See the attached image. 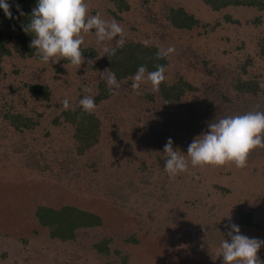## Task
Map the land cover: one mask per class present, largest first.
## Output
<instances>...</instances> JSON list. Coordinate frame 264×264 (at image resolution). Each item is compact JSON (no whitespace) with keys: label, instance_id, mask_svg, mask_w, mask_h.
<instances>
[{"label":"rangeland","instance_id":"rangeland-1","mask_svg":"<svg viewBox=\"0 0 264 264\" xmlns=\"http://www.w3.org/2000/svg\"><path fill=\"white\" fill-rule=\"evenodd\" d=\"M127 2L130 10L121 14L118 21L124 29V40L147 42L158 49L173 45L175 52L167 58L166 81L171 82L177 75H182L197 89L186 96L187 101L173 105L170 110L159 108L162 113H159L158 120L166 111H175L179 123L186 119L192 126V129H186L183 137H179L180 146H177L187 154L188 145L208 131L209 123L229 114L226 109L218 107V96L213 93L211 78L204 75V68L207 72L213 69L221 73V69L226 68L239 73V65L249 57L254 60L246 70L264 83V61L256 57L254 48L264 32H260L259 26L252 22L260 15L264 23V12L240 8L212 13L197 0ZM166 3L183 5L203 23L213 26L218 21L220 26L201 32H179L162 27L165 24L160 11ZM94 6L103 19L109 18L102 4L94 3ZM225 14L238 24L224 22ZM115 45L113 41L110 47ZM83 46L95 48L100 55L104 53L92 34L84 37ZM201 59H205L207 65H203ZM89 68L85 61L80 69H67L61 60L53 64L16 61L13 67L7 63L1 69L0 98H10L21 108L26 96L24 84L40 82L49 85L52 98L47 103L27 100L23 105L29 111L28 115L40 123L29 134L8 132L3 129L0 119V136H6L0 141V264H107L106 259H95L88 243L102 229L75 244L50 240L46 231L36 223L34 212L38 206L80 207L100 215L105 229H114L119 224L122 228L121 219L124 226L135 224L140 232L150 227L148 238H144L151 245V250L145 253L155 255L159 248L162 252L155 264H223L222 257L213 263L208 253L212 252V257L216 258L221 241L228 239L226 226L237 217V209L252 213L255 225L250 228L257 231L251 237L245 234L247 231L241 230V234L257 239L262 236L260 240H264L263 148L253 151L243 169L206 166L202 171L201 167L189 165L187 173L175 178H169L167 174L164 190L156 184L157 170L162 168L157 161L150 163L149 159L138 158L136 163L135 156L129 154V161L136 171L127 170L126 164L121 167L128 150H124L127 139L122 132L124 127H120L131 128L133 117L129 110L137 111L140 105L141 108L147 105L153 109L154 104H143L141 99L146 91H150V83L142 84L139 90H133L132 84L127 87L120 85L117 94L100 108L103 112L97 111L103 122L101 143L83 157L77 156L69 129L55 126L51 120L60 111L55 104L63 106L67 99L69 106L78 105L85 95L92 96L99 72ZM85 89L90 91L85 92ZM252 109L264 111L263 94ZM217 111L219 114L216 115ZM208 113L211 114L210 119L206 117ZM177 179L182 180V190L174 186ZM190 186L193 187L191 192L195 190L199 196H183ZM121 212L126 214L120 216ZM211 242L215 243L213 247ZM258 256H264V247Z\"/></svg>","mask_w":264,"mask_h":264},{"label":"trees","instance_id":"trees-1","mask_svg":"<svg viewBox=\"0 0 264 264\" xmlns=\"http://www.w3.org/2000/svg\"><path fill=\"white\" fill-rule=\"evenodd\" d=\"M197 1L201 2L202 5L207 7L212 13H223L226 10L240 8L264 12V0ZM7 2L10 6L11 18L0 8V72L7 63L13 67L16 61H40L39 58L34 55L35 50L30 47L32 36L26 34L21 27L22 24H27L37 0H7ZM86 2L89 7L90 15L97 14L94 3H99V5L102 4L105 7L106 15L110 18H108L109 20L115 19L120 21L122 18L120 15L128 13L130 10L127 0L90 1L93 4H90L87 0ZM161 8L160 13L165 24L162 25V23H160L162 27L172 28L179 32H192L195 30L201 32L206 31L207 28L213 30L214 27L220 26L218 21H216L213 26L203 23L202 20L188 10L189 8L183 5L170 6V4L166 3V5ZM21 12H23V15H21ZM223 21L229 24H238L237 21H233L231 16L227 14L223 16ZM252 22L255 26H259L260 32H264V23L260 15L256 16ZM261 25L263 28H260ZM134 40L135 39H125L123 47L113 46L116 47L117 50L116 54L112 56L111 59L106 56L105 53L100 55L93 47L81 46L86 63L88 59L95 61V63L90 66L89 70L95 73L99 72V77H97L95 84H93L94 91L92 94L96 103V108L91 114H87L83 112L80 104L69 106L68 109H65L59 104H55L54 106L57 109L60 108V111L58 115L51 120L53 125L63 126L69 129L71 140L74 143L75 154L79 157H83L101 143L103 122L98 116L97 111L103 112V109L100 108L106 105L113 96L109 93L106 81L101 73L110 69L111 72L116 74V78L120 82V85L127 87L132 84L130 77L136 73L140 65H146L149 71L155 70V64L168 66L167 59H155L156 52L159 50L156 46L150 45L147 42ZM254 48L256 57L264 61V35L255 42ZM253 60V58L247 57L245 61L239 65V69L241 70L239 73L226 70V68L221 69V73L213 69L207 72V68H204V75L211 78V85H213L211 89H213V93H216L218 96V107L220 110L226 109L229 111V114H225L227 116H233L235 113L243 114L252 111V108L256 105V100L259 99L262 94L264 95V88L259 86L262 82L259 81L253 73L246 70V67L251 66ZM200 62H202L203 65H207L205 59H201ZM65 63L67 62L62 60V64ZM56 71L62 73L60 69H56ZM23 88L26 96L23 95L25 99L21 108L10 98H6L5 96L0 98V119L3 123V129H6L8 132L11 131L16 133L17 135H22L23 133L29 134V132L34 131L40 124L37 119L30 117L28 115L29 111L23 107V105H26L27 100L47 103L52 98V90L46 82L25 83ZM196 91V87L189 79H184L182 75H177V78L171 82H167L165 79L160 85L159 92L153 93L151 89L150 91H146L141 98L142 103L151 106L154 104L155 107L153 106L152 109L147 105H143L141 108L140 105L137 111L129 110V114L133 117L131 128L127 129L125 125L120 127H124L122 132L126 136L125 139H127V145H125L124 150H128L125 159L124 157L122 158L123 162H121V167H125L126 164L127 170L136 171L129 161V154L135 156L136 163L142 158L149 159L150 163H155L157 161V163L161 164L162 168L157 170L156 184H160L161 189L164 190L167 182L165 180L167 173L164 171L166 156L163 153V147L167 140L171 138L174 149H178L180 146L179 137H183L184 135L182 134L186 132V129L190 130L192 126L186 119H184L183 123H179L175 111H166V114L162 115L161 119L158 120L159 113H162L159 108L162 107L163 111L166 109L170 110V108L174 107L173 105L183 100L187 101L188 98L186 96ZM157 102H159V104H156ZM155 108L158 110H155ZM188 108L187 106L186 109ZM23 109L26 110L24 111ZM236 109L239 111L237 112ZM185 114H187V112H185ZM217 114H219V111L216 112V115ZM206 117L210 119L211 114L208 113ZM215 120L216 118L214 121ZM179 126L181 129H179ZM182 129L184 131H182ZM129 132L131 133L129 134ZM4 139H6L5 135L0 136V141ZM257 149L259 150L262 148ZM157 150H159V153L156 152ZM253 151L249 154V157H251ZM133 164H135V161H133ZM232 166L234 167L235 165L226 164L221 167L232 169ZM204 169L203 167L202 171ZM137 171L140 172V170ZM174 186L179 190L184 188L181 179H177V181L174 182ZM191 189H193L192 186L187 188V193L184 192L183 196L188 195L189 197H193L194 195H198L197 191L193 190L191 192ZM176 193L178 194V192ZM166 200L168 202L167 198ZM185 211L188 212V210ZM121 214L125 215L126 213L121 212L120 216H122ZM236 215L237 217H235V220H232L231 223L238 225L240 230L247 231L245 234L249 235V237H251V235L255 236L257 231L250 228L252 225H255L252 213L237 209ZM34 217L37 225L46 231L50 240H58L62 243L75 244L92 232L102 229L103 231L95 234L88 243H90L89 247L91 252L96 256L95 259H106L107 264H155L158 257L162 255L160 248L155 255H149L148 252L145 253V251L151 250V245L149 246L148 241L144 238V236L147 237L150 233V227L144 229L143 233L136 230L135 224L124 226L123 220L121 219L122 228L119 224L115 225L114 229L110 227L105 229L104 220L100 215L70 205H64L58 208L38 206L34 212ZM130 219L132 221L135 220L133 218ZM256 236H259V234ZM260 238L262 239L263 237L260 236ZM216 240L218 241L220 239ZM212 243L213 242H211V244ZM214 244L215 243H213L211 247H213ZM170 252H174V250H170ZM208 254L213 263L219 261L220 258L216 259L214 255L212 257V252ZM259 258L264 261V256H259ZM191 262L194 263V261ZM202 264L208 263L202 262Z\"/></svg>","mask_w":264,"mask_h":264},{"label":"clouds","instance_id":"clouds-1","mask_svg":"<svg viewBox=\"0 0 264 264\" xmlns=\"http://www.w3.org/2000/svg\"><path fill=\"white\" fill-rule=\"evenodd\" d=\"M0 8L11 18L7 0H0ZM21 27L32 36L30 47L35 50L34 55L41 63L53 64L63 60L67 62L64 64L67 69H80L84 64L81 46L86 35H94L97 45L103 48L110 59L117 50L116 47H110L111 42L115 41L117 47H123L125 43L124 29L120 23L115 19L105 20L99 13L90 15L86 0H37L27 24ZM174 52L173 45L159 49L155 59H167ZM87 63L91 66L95 61L88 59ZM154 69L149 71L146 65H140L130 77L132 89L139 90L142 84L150 83L151 91L159 92L161 83L166 79L167 67L155 64ZM101 74L109 93L117 94L120 82L116 74L110 69ZM259 86L264 88V83ZM84 91L89 92L90 89ZM79 103L87 114L96 108L95 100L90 95H85ZM63 107L69 108L67 99L63 101ZM257 148H264V111H249L218 118L208 124V131L188 145L186 155L174 149L173 141L169 138L163 147L166 156L164 171L169 178H175L187 173L189 165L203 168L234 164L236 168L243 169L247 166L249 154ZM226 228L228 239L221 241L216 259L222 257L223 264H264L258 256L261 247H264V240L242 235L239 226L234 223Z\"/></svg>","mask_w":264,"mask_h":264}]
</instances>
